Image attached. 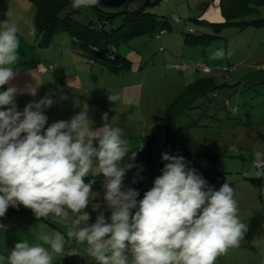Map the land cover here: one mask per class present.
<instances>
[{
    "label": "rangeland",
    "instance_id": "374dc122",
    "mask_svg": "<svg viewBox=\"0 0 264 264\" xmlns=\"http://www.w3.org/2000/svg\"><path fill=\"white\" fill-rule=\"evenodd\" d=\"M148 1L147 10L167 18L170 25L167 31L144 33L116 44L119 55L130 61L129 69L92 71L91 87L97 90L91 94V104L85 102L83 94H75L65 103L59 101L56 103L61 106L58 119L70 120L86 109L92 124H98L97 128L111 123L124 130L130 149L121 166L133 165L126 170L125 188H132L135 166L148 155L149 168L143 185L152 187L154 179L161 175L160 168L167 163L161 159L162 153L183 156L186 167L195 169L214 190L228 182L234 189L238 217L248 225V230L240 246L229 249L228 258L218 256L215 264H264V169L253 167L255 153L264 152V68L256 70L257 66L264 65V23L241 30L233 25L221 26L226 19L220 0ZM8 3L9 14L21 20L25 33L31 42L35 41L30 35L35 13L31 1ZM135 4H129L128 8ZM97 9L119 12L123 7L98 3L75 9L71 2L64 12H70L81 23L97 26ZM254 9L247 17L264 19V0ZM51 44L58 51L79 49L67 32L57 33ZM220 48L224 49L225 57L210 59L211 53ZM228 51L232 53L230 57ZM196 65L203 68L196 69ZM182 91L187 92L185 98H191L188 107L166 119L165 108ZM109 95H117L119 99L112 102ZM105 113L107 120L102 118ZM132 153H136L134 159H131ZM258 171L262 173L259 177ZM95 172L94 164L93 174L89 173L88 177L100 189L92 192L88 207L91 210L84 211L92 216H98L95 212L99 211L107 221L111 212L103 198L105 178ZM72 219L75 214L70 212L69 226H73ZM57 227L65 235L64 228ZM65 240L68 241L66 236ZM67 243L74 245V241ZM238 250L247 254L243 256ZM69 259L85 264L79 253Z\"/></svg>",
    "mask_w": 264,
    "mask_h": 264
},
{
    "label": "clouds",
    "instance_id": "9594fccd",
    "mask_svg": "<svg viewBox=\"0 0 264 264\" xmlns=\"http://www.w3.org/2000/svg\"><path fill=\"white\" fill-rule=\"evenodd\" d=\"M98 3L72 0V7ZM18 32L15 23L0 22V87L16 75ZM36 32L31 26L30 35L35 37ZM225 55L220 48L210 59ZM17 91L9 86L0 92V217L18 204L30 208L37 219L54 215L68 221L71 212L75 219L71 220L74 228L66 232L68 241L86 244L97 264H215L218 256L240 246L248 225L238 217L234 189L228 182L214 190L195 169L186 167L183 156L162 153L167 163L161 175L137 200L138 190L123 184L126 170L133 165L121 166L130 149L122 128L105 123L93 129L85 109L45 129L48 118L43 110L54 101L45 96L19 111ZM29 94L35 96L36 90L30 89ZM108 99L115 102L119 97ZM102 118L107 120V113ZM135 156L132 153L131 159ZM94 162L95 174L105 178L103 198L111 214L110 222L101 213L88 225L90 215L84 209L94 181L85 183L84 177L93 174ZM253 167L264 169V152L255 153ZM38 239L42 243L29 244L27 239L15 243L6 257L0 256V264H53L54 256L65 253L68 241L60 232L42 233Z\"/></svg>",
    "mask_w": 264,
    "mask_h": 264
},
{
    "label": "crops",
    "instance_id": "0c3cea01",
    "mask_svg": "<svg viewBox=\"0 0 264 264\" xmlns=\"http://www.w3.org/2000/svg\"><path fill=\"white\" fill-rule=\"evenodd\" d=\"M9 1L10 0H0V22L8 20L10 23H15L18 26V36L20 39V48L18 51L20 54V61L14 67V71H16L14 79L9 81L8 84L0 87V92L6 90L9 86L16 87L18 91L14 99L17 110L19 111H22V107H25L29 102L39 101L45 96L50 97L54 103L43 110L44 115L48 118L44 126L46 129L50 124L60 120L58 119L57 112L61 109V106L56 104L59 101H64L63 103H65L68 102V98H73V95L83 94L85 102L91 104V94L95 93L97 90V88L91 87L92 71H105L107 68L104 66L100 67V65L93 66V63H91V66L90 62H88L77 49L63 48L58 51V49H54L52 44L47 47L36 46L35 41L33 40L31 42L30 36L25 33L21 20H17L9 14ZM33 88L36 90L35 96L29 94V90ZM98 91L100 92L101 90L99 89ZM97 126L98 124L95 123L91 125L93 129L97 128ZM149 158L150 156L148 155L139 163L141 175L136 178V168L133 174V177L136 178V182L131 186L132 189L138 190L139 192L137 200L143 198L144 190L151 188L143 185L144 176L149 168ZM121 162H123V159ZM160 170L162 169L160 168ZM84 181L88 183L91 180L86 176L84 177ZM91 187L92 192L95 193L97 192L96 188L100 189L97 184H92ZM88 207L89 204L85 210H91V208L89 209ZM95 213V215H99V211ZM95 217L97 218V216ZM106 222H110V219ZM68 224L69 221L66 222L54 215L37 219L30 208L21 204H18L16 207L9 206L5 216L0 217V256L6 257L15 243L20 242L22 239H27L29 244L42 243L38 239L39 235L42 233L58 232L59 229L57 226L59 225L64 228L66 236V232L74 228V225L69 226ZM66 239L68 240L67 236ZM82 245L83 248H81V244H77L75 241L74 245L66 243L65 251L67 253L59 257L54 256L53 264H84L82 261L81 263H76L71 262L69 259V256H74L77 253L83 255L85 264H97V261L95 262V259L89 255L87 246H84V244ZM73 249L76 250V252L69 254L68 252ZM239 251L240 250H238V253L243 256L247 254L246 252ZM223 256L228 258V252ZM3 264H6V262H3Z\"/></svg>",
    "mask_w": 264,
    "mask_h": 264
},
{
    "label": "trees",
    "instance_id": "16d2710c",
    "mask_svg": "<svg viewBox=\"0 0 264 264\" xmlns=\"http://www.w3.org/2000/svg\"><path fill=\"white\" fill-rule=\"evenodd\" d=\"M35 13L33 25L37 32L34 37L36 46L47 47L53 37L60 32H67L73 43L79 45L78 52L90 63H98L109 71L124 72L129 69L130 61L121 56L115 46L134 36L144 33H165L170 27L167 18L147 10L148 0H126L119 12H107L97 9L99 25L90 22L81 23L70 12H64L72 0H30ZM263 0H220L219 6L226 21L221 26L233 25L238 29L248 26L259 27L264 19L248 18L255 11V5ZM136 3L131 9L128 5ZM250 12V13H249ZM116 18H119L117 22ZM200 22L209 23L205 19ZM260 20V21H258ZM215 27L220 26L214 24ZM189 33H187L188 35ZM214 37H220L213 35ZM199 36H195V39ZM200 40V39H198ZM236 64L233 65L235 67ZM229 67H232L229 65ZM228 70V68H227ZM186 91L180 92L165 108V118L187 108L191 98H185ZM168 139H171L168 137ZM169 149V140H167ZM163 168V167H162ZM136 178L141 175L139 163L136 164ZM134 178V179H136ZM260 180V178H256Z\"/></svg>",
    "mask_w": 264,
    "mask_h": 264
},
{
    "label": "water",
    "instance_id": "95a60500",
    "mask_svg": "<svg viewBox=\"0 0 264 264\" xmlns=\"http://www.w3.org/2000/svg\"><path fill=\"white\" fill-rule=\"evenodd\" d=\"M126 0H99V4L110 5V6H121Z\"/></svg>",
    "mask_w": 264,
    "mask_h": 264
},
{
    "label": "built area",
    "instance_id": "2783aa9c",
    "mask_svg": "<svg viewBox=\"0 0 264 264\" xmlns=\"http://www.w3.org/2000/svg\"><path fill=\"white\" fill-rule=\"evenodd\" d=\"M183 68H185V67H183ZM195 68H196V69H201V68H203V67H201L200 65H196ZM95 220H96V217L90 215V220L87 222V224H88V225H91L92 223L95 222ZM80 226L83 227V226H85V225L82 223ZM67 238H68V237H67Z\"/></svg>",
    "mask_w": 264,
    "mask_h": 264
}]
</instances>
